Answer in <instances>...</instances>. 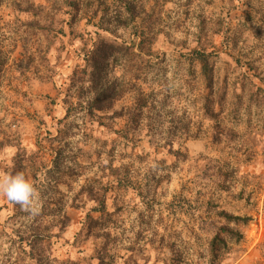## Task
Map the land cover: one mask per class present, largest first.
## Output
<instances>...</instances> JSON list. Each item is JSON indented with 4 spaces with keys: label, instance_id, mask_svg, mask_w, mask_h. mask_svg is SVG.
<instances>
[{
    "label": "rangeland",
    "instance_id": "obj_1",
    "mask_svg": "<svg viewBox=\"0 0 264 264\" xmlns=\"http://www.w3.org/2000/svg\"><path fill=\"white\" fill-rule=\"evenodd\" d=\"M72 1L0 0V264H264V0Z\"/></svg>",
    "mask_w": 264,
    "mask_h": 264
},
{
    "label": "trees",
    "instance_id": "obj_2",
    "mask_svg": "<svg viewBox=\"0 0 264 264\" xmlns=\"http://www.w3.org/2000/svg\"><path fill=\"white\" fill-rule=\"evenodd\" d=\"M22 1H27L28 2V8L27 10H31L34 12L35 15H39L40 12H43V5L41 3H37L36 0H22ZM74 2V4L69 5L70 7H72V10H74L73 12L75 13L73 15V17H75V15L82 10V3L83 1L81 0H74L72 1ZM70 4V3H69ZM56 6V7H55ZM55 6L53 7V10L56 14H69V11H63V6L64 4H60L59 1L58 3L55 4ZM53 21L56 23V20L53 19ZM51 31L53 32V35L55 36L56 34L59 35L62 32V29H51ZM101 45H105V43H100ZM101 45L99 47H97V49L91 51L88 54V61H90L92 63V67H95V62L99 59H101L104 63H107L110 60V56L112 55L114 50H109V48H106L105 50H103V48H100ZM108 47L114 48L113 44L107 45ZM99 51H102L99 53ZM81 73H85V71H81ZM78 75L77 72H75V76ZM92 79L94 81L95 77H96V72L91 74ZM81 80V79H79ZM109 98V96H108ZM111 102H109L108 104L105 103L104 101L100 100L98 102H95L92 106V109H96V110H104V108L108 109L110 107ZM101 206L104 207L105 206V202L103 201V199L100 200ZM98 212H100L101 214L106 213V209H99L97 210ZM50 214V213H45V215ZM53 215V214H51ZM87 217L94 223H97L98 220H95V218H93L90 214L87 215ZM228 220L230 222H235V223H248L250 218L249 217H228ZM65 224V222H64ZM225 236V237H224ZM227 238H231L232 240H234L236 243H240L243 239H244V235L241 234L240 232H234V231H228L225 228H221V233H217L211 244H210V251H211V262L210 264H220L221 262V256L224 252L229 251V246H228V241L226 240ZM39 238L41 239H45V237H43L42 235H34L32 237V241H44V240H39ZM21 240L24 241V238H22V236L20 237ZM103 262V259H100V263Z\"/></svg>",
    "mask_w": 264,
    "mask_h": 264
},
{
    "label": "clouds",
    "instance_id": "obj_3",
    "mask_svg": "<svg viewBox=\"0 0 264 264\" xmlns=\"http://www.w3.org/2000/svg\"><path fill=\"white\" fill-rule=\"evenodd\" d=\"M0 196L20 205L26 210L35 212L37 190L23 174L5 176L0 179Z\"/></svg>",
    "mask_w": 264,
    "mask_h": 264
}]
</instances>
